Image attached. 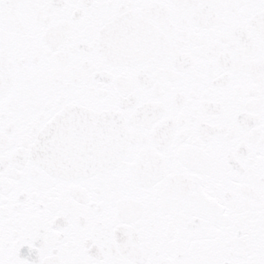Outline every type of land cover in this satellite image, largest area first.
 I'll use <instances>...</instances> for the list:
<instances>
[{
  "label": "snow or ice",
  "instance_id": "snow-or-ice-1",
  "mask_svg": "<svg viewBox=\"0 0 264 264\" xmlns=\"http://www.w3.org/2000/svg\"><path fill=\"white\" fill-rule=\"evenodd\" d=\"M0 264H264V0H0Z\"/></svg>",
  "mask_w": 264,
  "mask_h": 264
}]
</instances>
